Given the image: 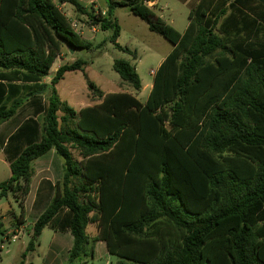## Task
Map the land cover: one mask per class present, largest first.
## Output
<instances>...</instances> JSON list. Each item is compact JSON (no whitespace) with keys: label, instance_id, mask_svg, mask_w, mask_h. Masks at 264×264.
<instances>
[{"label":"trees","instance_id":"1","mask_svg":"<svg viewBox=\"0 0 264 264\" xmlns=\"http://www.w3.org/2000/svg\"><path fill=\"white\" fill-rule=\"evenodd\" d=\"M148 2L106 0L103 15L78 0H0V124L50 90L44 105L34 102L38 118L19 129L22 145L1 196L27 197L33 162L52 149L63 160V178L19 264L46 228L71 233L70 264L91 242H105L116 264H264V0H200L184 33ZM62 4L112 31L111 42L126 52L117 42L118 7L174 46L145 104L129 93L103 97L88 80L102 102L76 111L56 85L68 72H84L81 59L61 66L50 86L40 84L63 45L89 49ZM113 69L141 91L129 61L116 60ZM5 140L0 134L2 146Z\"/></svg>","mask_w":264,"mask_h":264},{"label":"rangeland","instance_id":"2","mask_svg":"<svg viewBox=\"0 0 264 264\" xmlns=\"http://www.w3.org/2000/svg\"><path fill=\"white\" fill-rule=\"evenodd\" d=\"M78 1L83 6L92 8L95 13H102L100 5L95 0ZM160 1L161 4L168 2L170 7L164 10L163 13L156 9L154 10L155 14L157 16H162V19L166 24L174 27L180 33H183L189 22L191 7L183 5L178 0ZM62 9L65 14L74 15L73 20H77L84 26L83 32L85 37H83L84 40H87V43H89V49H78L74 54H71L72 51L67 50V45H63V49L65 50L64 57L75 58V60L81 59L88 63L84 72L69 73L65 81L60 84L59 90L61 98L69 103H72L69 89L74 88L77 90L76 103L83 104L89 101L91 102V105H97L100 100L98 98H94L91 92L88 95V100V80L94 82L96 86L104 92L133 91V88L123 82L120 75L113 69L114 62L119 59L127 60L135 66L137 73L140 78L143 79L144 85H146L149 79L152 80V76L150 74L151 71H156L162 58L168 56L167 54H170L174 48V46L162 36L150 31L148 24L138 16H135L126 7H118L115 9L114 15L118 19L121 28V33L117 42L122 48H128L131 52H126L116 48L114 43L110 40L112 31H102L97 27L98 33H91L93 38L92 36L90 37L89 29L91 24L88 23L84 17L77 14L71 5L67 4L66 7ZM87 37L93 40L88 41ZM262 38H264V35ZM59 62L65 63L63 60ZM54 67L55 65L52 68L54 71L53 76L58 70L57 69L55 71ZM147 98V90L143 91L138 97V99L142 102H144ZM31 112L32 109L31 111H27L28 114ZM59 117L61 118V114H59ZM19 119L20 118L16 119L15 122H12L11 126L16 125L17 120ZM4 128L5 126H2V129ZM14 135L15 136L9 144V148L5 149V152L1 150L3 146L0 144V184L7 182L10 179L11 170L8 162L12 160L15 155V145L18 142L20 143V146L22 145V141H20L22 136L21 132L16 131ZM72 151L75 158L80 159L78 152L74 150ZM47 157L48 156L45 158ZM59 159L63 161L61 157H59ZM33 171V176H35L36 180L44 177V173L42 171H36V168ZM53 174V176H55L54 172ZM47 176L50 175H46V177ZM45 191L46 188L43 186L41 188V194L45 193ZM27 200L29 201L27 197L15 198L11 194L6 197H2L0 191V215L6 216L3 223L5 225V230L11 236L13 232V224L24 226L26 234H28V237L25 239V247L31 237H29V234L32 233V230L29 228L30 226L26 224V222H23V219L20 218L24 212V206L29 204ZM41 204L42 203L39 202L38 207L41 206ZM38 207L34 211L27 212L28 222L30 225L34 222L37 216L36 213L39 212ZM13 212L16 213V216ZM20 221H22L23 224H20ZM87 233L91 238L95 236L97 234L96 224H90L87 228ZM57 235L59 238L65 237V234L63 233ZM54 236L55 232L50 228H46L43 231L39 240V245L36 246L34 252L27 255V264H44L48 256H51L50 250H52V246L54 244ZM4 238V235L0 238V247L3 245V249L1 250L0 248V264H19L22 260L21 255L24 252L23 242L17 240V238H5L6 240ZM96 244L97 243L91 242L87 245L84 249L85 254L81 257V260L76 261L75 264H116L119 261L117 257L109 255L105 247ZM67 264H70V262Z\"/></svg>","mask_w":264,"mask_h":264},{"label":"crops","instance_id":"3","mask_svg":"<svg viewBox=\"0 0 264 264\" xmlns=\"http://www.w3.org/2000/svg\"><path fill=\"white\" fill-rule=\"evenodd\" d=\"M95 1L100 5V8L102 10V13L105 14L108 11V5L106 3V0H95ZM178 1L180 3H182L183 5H185V6L191 7L190 9L193 10L196 7V5L199 3L200 0H178ZM66 5L67 4L60 5V10L62 12H63V9L62 8H65ZM148 5L153 10V12H154V10L158 9L161 13H163L164 10H166V9H168L170 7V5H169L168 2H166L165 4H161V1L160 0H149ZM65 15L67 17H70V18L74 19L73 18L74 15L73 16L72 15H69V14H68L69 16L67 14H65ZM158 17L162 18V16H158ZM188 25H189V22H188ZM188 25H187V27H188ZM187 27H186V29H187ZM90 29H89V31H90V34L89 35H90V37L92 36V38H93V35L91 33H98L97 32L98 29H97L96 32H92V30H90ZM84 37L82 38L83 40H84ZM87 39H88V41L89 40H93L91 38L89 39L88 37H87ZM84 41L87 42V40H84ZM67 50H69V48H67ZM75 51L76 50H74L73 52H71V54H74ZM167 55H169V54H167ZM62 56H63V59H62ZM64 56H65V50L62 47L61 55L56 59V61L54 63V65H55L54 70L55 71L57 69H59L61 66H64L66 64H72L76 60H78V59L75 60V58H68V57H64ZM166 57L167 56H165V58ZM165 58H162L161 63L159 64V66L162 64V62L165 60ZM62 60L65 63L59 62V61H62ZM159 66H158V68H159ZM86 67H85L84 71L86 70ZM156 71H153V70L151 71L150 74L152 76V80L149 79L146 85H144V81H143V79H141L142 80V89L139 92H136L134 90L133 91H121V92L120 91H117V92H104L101 89H99V88L98 89L103 93V95H104L103 97H105L106 95L115 94V93H129V94L133 95L134 97H136L137 99H138L139 95L143 91H146L147 90V97L149 98L150 93H151L152 88H153L154 77H155V72ZM75 72H82V71H75ZM69 73H73V72L66 73L64 79L61 80L56 85V88H57V91H58V94H59L60 97H61L60 90H59L60 84L65 81V79L67 78V76L69 75ZM53 74H54V71L51 69L49 76L46 77V78H44L40 82V84H45L47 86H50L51 81H49V80H52L53 79V77L55 76V75L53 76ZM18 85H22V84L19 82ZM69 90H70V95H71L72 103H69L67 101L66 102L71 107H73L76 111L79 112L80 110H82L84 108L96 106V105H91V102H89V101H87V103H83V104L76 103V100H77V90L74 89V88H70ZM49 91L50 90H48L44 94H41L40 97H37V99L41 98L42 105H44V103L49 98V95H50V92ZM89 93H90V91H87V97H88ZM24 94L25 93L22 91V93L19 96V98L20 97H23ZM148 98L144 102L140 101L139 99L138 100L142 104H145L147 102ZM37 99L35 97H29L28 100L19 108V110L17 111V114L10 121L5 122L3 124H0V129H1L0 130V134L1 135L3 134L5 136V138H6L5 143H4L3 147L1 148L2 151L5 152V149H8L9 148V144H10L12 138L15 136L14 135L15 132L16 131L19 132L20 127L28 119H30V118H34V119L38 118V116L36 117V114H35V108L36 107L38 108V106H36V104L34 103V102L37 101ZM88 100H89V97H88ZM101 102H102V99L97 103V105H99ZM31 109H32V112L30 114H28L27 111H29V110L31 111ZM18 118H20L19 120H17V124L18 125L16 124L14 126H11L12 122H15L16 119H18ZM2 126H5V128L2 129ZM22 139L23 138L21 137V140L20 141H22ZM19 147H20V143L18 142L15 145L14 152H16V150ZM46 156H48V157L45 158ZM78 160L80 161L81 158L78 159ZM11 161L12 160H10L8 162L9 165H10ZM32 168H33V170L36 168V171H39V170L42 171L44 173V175H43L44 177L40 178L39 180H36L35 179V176L32 177L31 183H30V191H29V194L27 196V198L29 199V201L27 200L29 202V204H27V205L24 206V212H23V214L20 217L21 219H23V222H26V224H28L30 226L29 227L30 230H32V233L29 234V237L30 236L32 237V235H33V227H34L35 222L45 212V210L48 208V206L52 202V200L54 198V195H55V186L57 185L58 182H61V178H63V161H61L59 159L58 154L56 153L55 149H52L46 155L42 156L41 158H39L35 162H33ZM53 172L55 173V176H53L54 175ZM46 175H50V176H47L46 177ZM51 176H53V177H51ZM43 186L46 188V191H45V193L41 194V188ZM39 202L42 203V204H41V206L38 207ZM37 207L39 208V210H38L39 212L36 213L37 216H36L34 222L30 225V223L28 222L27 212L28 211H34V210H36ZM13 214H15V216H16V213L15 212H13ZM5 219H6V216H3L2 217V222L3 223H4ZM16 228L21 229L22 232H23V235L21 237L17 238V240H20V241L23 242V247H24V252H25L26 247H27V246L25 247V244H26L25 239L28 237V234H26V231H25V227L24 226L18 225V224H13L12 229L14 230ZM4 232H5L4 233V237L7 238L8 233L5 230V225H4ZM54 232H55V236L53 238L54 239L53 240V243L54 244L52 246V250H50V252H51L50 255L51 256H48V258L45 260L44 264H67L69 262V254H70V251H71V249L73 247V237H72V235H71L70 232H65V233L59 232V231H54ZM61 233L65 234V237L59 238L57 234H61ZM31 237H30V239H31ZM39 240H40V238H39ZM96 245H101V246L105 247V249L107 250V246H106V243L105 242H97ZM0 248L2 250L3 249V245H1ZM22 255H21V257H22ZM25 264H27L26 261H25Z\"/></svg>","mask_w":264,"mask_h":264},{"label":"built area","instance_id":"4","mask_svg":"<svg viewBox=\"0 0 264 264\" xmlns=\"http://www.w3.org/2000/svg\"><path fill=\"white\" fill-rule=\"evenodd\" d=\"M65 15V14H64ZM104 15V14H103ZM66 16V15H65ZM67 17V16H66ZM68 19H69V21H70V24H71V27H72V29H73V31L77 34V35H79L81 38H83V36H84V32H83V25L80 23V22H78L77 20H73L72 18H70V17H67ZM98 26H95V25H91V30H92V32H96L97 31V28ZM23 235V232H22V230L21 229H19V228H16V229H14L13 230V232H12V235L10 236L9 234H8V236H7V238H10V237H12V238H19V237H21Z\"/></svg>","mask_w":264,"mask_h":264},{"label":"water","instance_id":"5","mask_svg":"<svg viewBox=\"0 0 264 264\" xmlns=\"http://www.w3.org/2000/svg\"><path fill=\"white\" fill-rule=\"evenodd\" d=\"M73 52V51H72Z\"/></svg>","mask_w":264,"mask_h":264}]
</instances>
